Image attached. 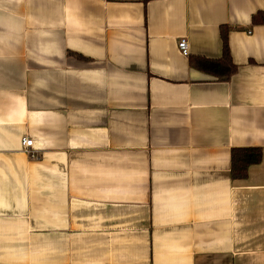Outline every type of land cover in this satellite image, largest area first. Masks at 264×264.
Masks as SVG:
<instances>
[{
  "label": "crops",
  "instance_id": "obj_1",
  "mask_svg": "<svg viewBox=\"0 0 264 264\" xmlns=\"http://www.w3.org/2000/svg\"><path fill=\"white\" fill-rule=\"evenodd\" d=\"M0 264H264V0H0Z\"/></svg>",
  "mask_w": 264,
  "mask_h": 264
},
{
  "label": "trees",
  "instance_id": "obj_2",
  "mask_svg": "<svg viewBox=\"0 0 264 264\" xmlns=\"http://www.w3.org/2000/svg\"><path fill=\"white\" fill-rule=\"evenodd\" d=\"M224 52L221 60H206L192 58L191 66L221 82L229 81L236 73L237 67L232 61L228 43V35L223 30ZM263 151L260 148L235 149L232 152V178L234 180L245 179L250 166L261 163Z\"/></svg>",
  "mask_w": 264,
  "mask_h": 264
},
{
  "label": "built area",
  "instance_id": "obj_3",
  "mask_svg": "<svg viewBox=\"0 0 264 264\" xmlns=\"http://www.w3.org/2000/svg\"><path fill=\"white\" fill-rule=\"evenodd\" d=\"M179 50L183 56H186V57L189 56V45L186 39H182L181 42L179 43ZM23 147H24L25 153H27L32 159L37 158V155L32 150V147H33L32 140L25 138L23 140Z\"/></svg>",
  "mask_w": 264,
  "mask_h": 264
}]
</instances>
